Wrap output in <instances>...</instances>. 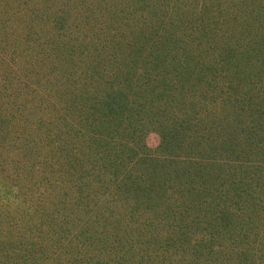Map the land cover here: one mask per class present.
<instances>
[{"label": "rangeland", "instance_id": "1", "mask_svg": "<svg viewBox=\"0 0 264 264\" xmlns=\"http://www.w3.org/2000/svg\"><path fill=\"white\" fill-rule=\"evenodd\" d=\"M0 264H264V0H0Z\"/></svg>", "mask_w": 264, "mask_h": 264}]
</instances>
